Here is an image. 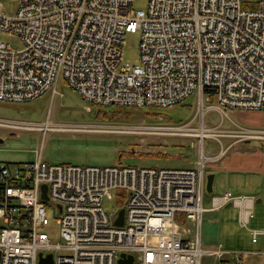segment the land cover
I'll return each mask as SVG.
<instances>
[{
	"label": "built area",
	"instance_id": "2783aa9c",
	"mask_svg": "<svg viewBox=\"0 0 264 264\" xmlns=\"http://www.w3.org/2000/svg\"><path fill=\"white\" fill-rule=\"evenodd\" d=\"M17 1L13 15L0 5V31L22 43L14 49L0 41L1 101L58 94L61 80L88 111L111 105L168 108L194 96L202 119L195 134L180 125L71 124L48 117L0 116V128L191 135L198 137L201 155L194 168L50 163L41 150L32 161L0 163V264H39V254H51V264H119L122 253L132 256L130 264H202L208 257L241 264L242 252L200 242L206 211L231 203L247 227L254 202L226 190L204 206L207 162L228 147L220 144L207 157L203 141H264V127L238 124L227 114L264 111V0H148L146 11L134 9L132 0ZM127 32H139V64L122 60ZM209 110L218 111L219 123H205ZM225 117L230 127H223ZM113 193L118 207L109 214L101 202ZM120 209L123 222L116 225ZM48 211L59 224L58 239L45 230ZM257 233L251 231L252 242Z\"/></svg>",
	"mask_w": 264,
	"mask_h": 264
},
{
	"label": "rangeland",
	"instance_id": "374dc122",
	"mask_svg": "<svg viewBox=\"0 0 264 264\" xmlns=\"http://www.w3.org/2000/svg\"><path fill=\"white\" fill-rule=\"evenodd\" d=\"M148 0H132L134 9L146 11ZM251 2L259 0H248ZM1 9L7 15H13L18 8L17 0H0ZM0 41L10 44L14 49H21L20 39L13 34L0 31ZM139 32H127L124 36L122 47V60L131 64H139ZM58 94L52 95L50 91L44 95L18 103L0 100V116L20 120L41 121L47 117L51 122L71 124H88L100 122L104 124H118L122 126L140 125H180L190 128L185 131L195 134L200 127L202 114L197 110L194 96L185 102L168 108L157 107H122L119 112H104L99 110L94 116L96 107L86 110V103L71 88L59 80ZM189 105V106H188ZM111 108H108V110ZM201 114V115H200ZM228 116L240 123L237 110H227ZM229 117L223 119V127H230ZM207 121V123H206ZM220 114L216 110H209L205 114L207 125L217 124ZM120 130L123 128H119ZM129 128L123 129L128 131ZM118 130V129H117ZM0 163L26 162L36 157V150H41L44 161L50 163H71L80 165L108 166L121 163L136 167H170L194 168L200 161L199 139L191 135L165 136L154 134H136L129 132H92V131H47L44 134L37 130L20 129L10 131L0 128ZM220 142L209 137L204 139L203 154L214 155L220 144L226 146V139L237 141L236 137H219ZM245 141V140H241ZM242 144V143H241ZM255 148L264 149V141L251 142ZM209 163L207 162V165ZM206 165V166H207ZM209 173L208 166L205 167ZM223 184V183H222ZM207 192L205 193V197ZM204 206L210 207V199H204ZM103 210L107 213L114 212L118 203L114 193L112 198L104 197L101 202ZM49 225L45 230L49 235L58 239L59 224L52 211H48ZM264 221V201L253 208L247 227H242L238 222V208L231 205L219 210L206 211L198 226L199 236L203 244L218 245L231 252H244L260 250L262 238L257 236V242H252L249 229L256 228L259 222ZM184 227L195 230L192 222H186ZM255 255H244L243 264H255L252 259ZM263 258V256H260ZM202 264H219L214 257L205 258Z\"/></svg>",
	"mask_w": 264,
	"mask_h": 264
},
{
	"label": "crops",
	"instance_id": "0c3cea01",
	"mask_svg": "<svg viewBox=\"0 0 264 264\" xmlns=\"http://www.w3.org/2000/svg\"><path fill=\"white\" fill-rule=\"evenodd\" d=\"M237 116L241 122L238 123L235 120L234 121L238 124L250 127H264V111L237 110ZM226 141V146L228 148L225 153L217 160L211 161L207 165L209 173L213 174V182L212 192L207 193L204 199L206 198L209 200L213 195L221 194L226 190L236 196H252L254 198L252 206L253 216V208L259 206L264 201V149L255 148V145H251V142L255 140H246L235 143L230 139H226ZM231 205L233 204L228 205L227 203L222 207H228ZM220 208L216 210H219ZM252 230L258 232L255 242H257L258 235L262 238L261 249L257 251L248 250L247 253H245V251L242 252L241 264H243L244 255H255V259H252L255 264H264V236L261 234V232L264 231V221L259 222V225L256 226V228L249 229L250 234ZM199 238L203 247L214 248L213 246L203 244L200 236ZM260 256H263V258H260Z\"/></svg>",
	"mask_w": 264,
	"mask_h": 264
},
{
	"label": "water",
	"instance_id": "95a60500",
	"mask_svg": "<svg viewBox=\"0 0 264 264\" xmlns=\"http://www.w3.org/2000/svg\"><path fill=\"white\" fill-rule=\"evenodd\" d=\"M2 138H0V143H2ZM212 182H213V174L212 173H208L206 174V185H205V190L207 193H211L212 192ZM45 185H42V190H43V198L46 197L45 195ZM231 203H228V205H230ZM123 222V209H120L118 211V217L115 220V224L116 225H121ZM124 254H121V258L118 260L119 264H130L132 261V256L128 255L126 258H123ZM52 263V259H51V254H48V256L46 257H41V254H39V264H51Z\"/></svg>",
	"mask_w": 264,
	"mask_h": 264
},
{
	"label": "trees",
	"instance_id": "16d2710c",
	"mask_svg": "<svg viewBox=\"0 0 264 264\" xmlns=\"http://www.w3.org/2000/svg\"><path fill=\"white\" fill-rule=\"evenodd\" d=\"M96 108L97 109L94 111L95 112L94 116L96 118H98L96 114H98V112H99L100 109H101V111L111 112L113 114L114 112H119V110H121L122 107L111 105V106H107V107H96ZM108 108H111V109L108 110ZM142 108H146V107H142Z\"/></svg>",
	"mask_w": 264,
	"mask_h": 264
}]
</instances>
